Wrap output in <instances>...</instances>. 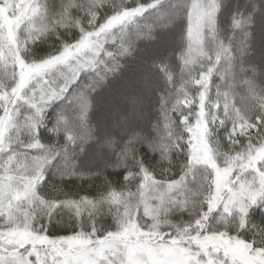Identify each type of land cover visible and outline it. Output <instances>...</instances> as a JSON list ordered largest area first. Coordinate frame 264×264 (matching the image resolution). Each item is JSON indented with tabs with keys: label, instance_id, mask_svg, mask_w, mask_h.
Listing matches in <instances>:
<instances>
[{
	"label": "snow or ice",
	"instance_id": "6c2138e0",
	"mask_svg": "<svg viewBox=\"0 0 264 264\" xmlns=\"http://www.w3.org/2000/svg\"><path fill=\"white\" fill-rule=\"evenodd\" d=\"M0 264H264V0H0Z\"/></svg>",
	"mask_w": 264,
	"mask_h": 264
}]
</instances>
